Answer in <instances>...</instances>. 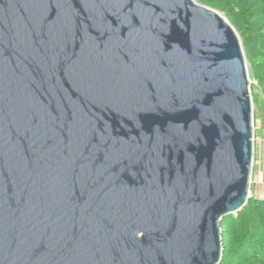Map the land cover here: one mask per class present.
<instances>
[{"label":"water","instance_id":"1","mask_svg":"<svg viewBox=\"0 0 264 264\" xmlns=\"http://www.w3.org/2000/svg\"><path fill=\"white\" fill-rule=\"evenodd\" d=\"M253 130L215 10L0 0V264H219Z\"/></svg>","mask_w":264,"mask_h":264},{"label":"trees","instance_id":"2","mask_svg":"<svg viewBox=\"0 0 264 264\" xmlns=\"http://www.w3.org/2000/svg\"><path fill=\"white\" fill-rule=\"evenodd\" d=\"M223 15L239 36L252 78L264 99V0H195ZM219 264H264V199L251 197L222 219Z\"/></svg>","mask_w":264,"mask_h":264},{"label":"crops","instance_id":"3","mask_svg":"<svg viewBox=\"0 0 264 264\" xmlns=\"http://www.w3.org/2000/svg\"><path fill=\"white\" fill-rule=\"evenodd\" d=\"M264 120L258 126V135L253 140V164L250 181L251 197L264 199ZM260 131V137H259Z\"/></svg>","mask_w":264,"mask_h":264},{"label":"rangeland","instance_id":"4","mask_svg":"<svg viewBox=\"0 0 264 264\" xmlns=\"http://www.w3.org/2000/svg\"><path fill=\"white\" fill-rule=\"evenodd\" d=\"M220 14V13H219ZM221 15V14H220ZM227 22L228 20L221 15ZM229 23V22H228ZM247 73L249 76V90H250V99H251V109H252V116H253V135H258V126L261 125L262 121L264 120V99H262L260 92L257 87V82L252 78L250 67L246 62ZM264 130V128H262ZM260 137V131H259Z\"/></svg>","mask_w":264,"mask_h":264},{"label":"built area","instance_id":"5","mask_svg":"<svg viewBox=\"0 0 264 264\" xmlns=\"http://www.w3.org/2000/svg\"><path fill=\"white\" fill-rule=\"evenodd\" d=\"M249 83H250V80H249ZM253 140H254V138H253Z\"/></svg>","mask_w":264,"mask_h":264}]
</instances>
